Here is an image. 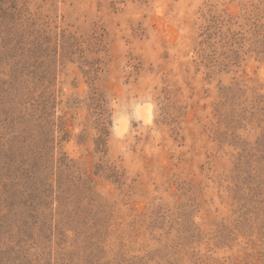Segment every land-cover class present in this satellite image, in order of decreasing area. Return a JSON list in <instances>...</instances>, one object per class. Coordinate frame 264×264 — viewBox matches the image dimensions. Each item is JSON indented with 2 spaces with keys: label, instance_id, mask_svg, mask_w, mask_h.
Returning <instances> with one entry per match:
<instances>
[{
  "label": "rangeland",
  "instance_id": "rangeland-1",
  "mask_svg": "<svg viewBox=\"0 0 264 264\" xmlns=\"http://www.w3.org/2000/svg\"><path fill=\"white\" fill-rule=\"evenodd\" d=\"M0 264H264V0H0Z\"/></svg>",
  "mask_w": 264,
  "mask_h": 264
},
{
  "label": "trees",
  "instance_id": "trees-1",
  "mask_svg": "<svg viewBox=\"0 0 264 264\" xmlns=\"http://www.w3.org/2000/svg\"><path fill=\"white\" fill-rule=\"evenodd\" d=\"M40 170H41V172L45 171L46 170L45 166L35 164L32 168V171H30V172H31V174H33L32 176H34V174L40 173Z\"/></svg>",
  "mask_w": 264,
  "mask_h": 264
}]
</instances>
